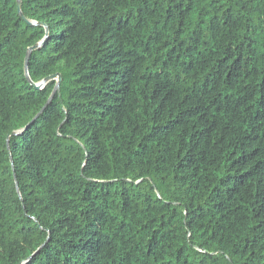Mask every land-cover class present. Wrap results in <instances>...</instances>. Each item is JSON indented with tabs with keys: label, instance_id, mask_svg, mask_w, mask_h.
<instances>
[{
	"label": "trees",
	"instance_id": "1",
	"mask_svg": "<svg viewBox=\"0 0 264 264\" xmlns=\"http://www.w3.org/2000/svg\"><path fill=\"white\" fill-rule=\"evenodd\" d=\"M20 1L0 264H264V0Z\"/></svg>",
	"mask_w": 264,
	"mask_h": 264
},
{
	"label": "water",
	"instance_id": "2",
	"mask_svg": "<svg viewBox=\"0 0 264 264\" xmlns=\"http://www.w3.org/2000/svg\"><path fill=\"white\" fill-rule=\"evenodd\" d=\"M16 3H17V9H18V13H19V16L23 19H24V16L22 15L21 13V1L20 0H16ZM46 29V35H45V38L44 40H42L40 43L36 44L35 46L31 47L28 52L26 53V56H25V64H24V74H25V77L28 81V83L30 84V86H32L33 88L35 89H38L40 90L45 84H47L48 82L54 80L56 82V85H55V88L50 96V98L48 99L46 105L40 110V112L30 121L29 124L26 125V127L24 128V130H26L42 113L43 111L46 109V107L49 105V103L51 102L52 98L54 97L55 93L57 92L58 88H59V85H60V82H61V77L56 74V75H53V76H49L47 77L46 79H44L42 82L38 83V84H35L33 83L30 78H29V75H28V68H27V65H28V59H29V56H30V53L36 49H38L39 47H42L48 37V30L47 28L45 27ZM21 132H13L11 133V135H19ZM8 144V143H7ZM7 148H8V145H7ZM13 176H14V180H15V186H16V189H17V192H18V188H17V183H16V179H15V173L13 171ZM21 202L23 203L22 199H21Z\"/></svg>",
	"mask_w": 264,
	"mask_h": 264
}]
</instances>
